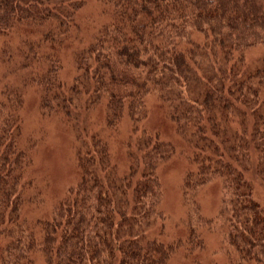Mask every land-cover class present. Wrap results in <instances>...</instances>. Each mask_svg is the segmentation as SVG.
<instances>
[{
	"label": "trees",
	"instance_id": "trees-1",
	"mask_svg": "<svg viewBox=\"0 0 264 264\" xmlns=\"http://www.w3.org/2000/svg\"><path fill=\"white\" fill-rule=\"evenodd\" d=\"M153 104L184 188L220 179L231 264H264V0H0V264H171Z\"/></svg>",
	"mask_w": 264,
	"mask_h": 264
},
{
	"label": "rangeland",
	"instance_id": "rangeland-1",
	"mask_svg": "<svg viewBox=\"0 0 264 264\" xmlns=\"http://www.w3.org/2000/svg\"><path fill=\"white\" fill-rule=\"evenodd\" d=\"M260 52L252 51L249 59H255ZM155 104L151 118L160 127L164 137L176 144V153L165 160L159 174L162 186L161 211L164 212V234L166 242L180 240L179 250L170 260L171 264H231L238 258L227 244L222 233L226 217L222 216L223 193L220 179H213L205 185L184 188V178L189 168L185 158L184 145L174 129L160 118ZM35 116L31 128L37 127ZM48 144L46 148L44 145ZM71 141L68 134L55 129L48 134L37 158L38 167L53 182V189H63L73 178ZM186 190V194H185ZM192 231L195 236L192 237ZM204 238L203 247L198 245L199 235Z\"/></svg>",
	"mask_w": 264,
	"mask_h": 264
}]
</instances>
